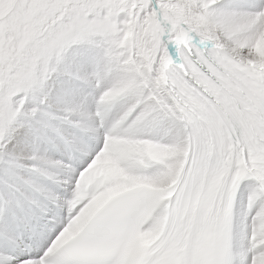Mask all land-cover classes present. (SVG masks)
<instances>
[{
  "label": "bare ground",
  "instance_id": "bare-ground-1",
  "mask_svg": "<svg viewBox=\"0 0 264 264\" xmlns=\"http://www.w3.org/2000/svg\"><path fill=\"white\" fill-rule=\"evenodd\" d=\"M252 2L222 0L213 18L201 14L193 7V3L188 2L179 10L159 6L156 10L157 16L149 11L150 17L155 16L159 21L151 18L155 33L151 41L142 43V48L148 45H152V48L146 54L143 49L141 55L134 56L126 65L125 78L117 84L120 89L115 88L118 76L121 75L117 60H114L109 54L110 51L104 47L94 54L95 61L93 59L78 63L75 55H67L65 64L60 69H71L73 74H63L59 82H50L46 108L33 105V113H30L28 120L0 151V264H38L36 250L44 252L54 248L78 229L90 212L110 195L129 188L132 184L146 183L136 180L119 189L114 188L125 171L132 170L134 166L132 156L125 151V146L133 147L132 144L136 141L150 140L149 133L155 125L157 126L153 128L151 137L156 142H165L167 152L162 161L152 158L148 160V154H141L140 172L147 175L157 172L156 175H159L163 170L170 172L173 165L176 168L182 162L171 182L155 186L167 187L176 179L189 150V135L183 115L167 92L166 71L170 68L172 60L164 32L168 28L173 29L172 38L179 43H185L184 36L187 32L195 33L199 39L212 41L243 61L264 68V44L261 47L255 45L258 41L264 43V31L258 35L246 32L237 39L224 36L222 32L225 20L240 30L251 27L249 24L255 15L252 9L256 8L255 2ZM216 19L219 21L214 22ZM253 41V46L247 48L248 43ZM76 72L78 74L75 75ZM69 80L75 81L74 92L68 90ZM129 111H134L130 118ZM110 134L121 136V144L115 145V151L108 145L107 138ZM175 134L177 138L173 141L172 135L174 138ZM155 145L161 147L163 144ZM158 147H151L150 152L160 155L162 148ZM130 151L135 152L134 149ZM71 152H74L72 157ZM122 152H126V160L129 162L125 169L119 167L127 163L125 158H117V154ZM174 154L176 159H173ZM74 161L81 164L80 170L73 167ZM117 161L120 163H116ZM96 172L107 173L106 187L96 194L94 199L81 206L82 213L67 231L60 233L63 218L57 215L56 209L69 210L72 205H76L77 201L72 199V195L80 192L86 176L92 177ZM46 175L53 177L56 182ZM161 176L164 178L161 183L169 179L166 174ZM22 180L31 184L24 183L22 186ZM109 185L112 192L100 199L104 191L109 189ZM236 209L234 244L237 264H245V261H248L241 254L242 235L249 230L255 239L259 234L256 245L261 247L264 244V194L250 177L241 185ZM43 213L57 225V232L52 231L50 226L41 220ZM257 216H260V219H256ZM29 217L36 219L44 234L43 240L35 237L34 243H29L27 238L23 241L18 239L15 225L25 224L23 233L30 230ZM165 218L164 207L157 211L145 227L144 238L148 242L159 234ZM255 224L260 225L261 230L253 235ZM241 225L246 228L240 230ZM251 236H246L245 241H253ZM250 257L251 264H260V259L264 256L263 253H255L254 263Z\"/></svg>",
  "mask_w": 264,
  "mask_h": 264
},
{
  "label": "rangeland",
  "instance_id": "rangeland-1",
  "mask_svg": "<svg viewBox=\"0 0 264 264\" xmlns=\"http://www.w3.org/2000/svg\"><path fill=\"white\" fill-rule=\"evenodd\" d=\"M221 1L0 0V151L6 147L7 143L13 139L14 133L28 120L30 113H33V105L46 108L48 105L46 102L49 100L50 82H59L63 74L66 76L73 74L71 69L63 71L60 69L65 64L64 61L68 54L75 55L77 62L82 63L92 61L94 54L102 47L108 52L110 51L111 57L117 60V67L121 74L115 84V88L120 89L117 84L125 78L126 65L132 61L134 56L141 55L143 49L146 54L152 48V45L142 48V43L146 44L151 41L150 39L155 33V25L151 20L153 17H150L149 11L154 12L157 16L156 10L159 6L170 10H179L182 9L185 2H188L193 3V7L197 8L201 14L213 18ZM250 1L252 2V0ZM253 2H255L254 8H256L252 9L255 15L249 24L251 27H244V30H240L225 20L223 22L225 27H222L224 36L237 39L246 32L258 35L264 31V0H253ZM153 19L156 22L159 21L155 16ZM218 21L219 19H216L214 22ZM253 44L254 41L249 42L246 47L251 48ZM263 44L261 41L255 43L256 47H261ZM88 52H90L89 55ZM123 74L124 76H122ZM67 84L69 92H74L75 81L69 80ZM106 106L107 103L103 105L104 108ZM147 110L150 112V107ZM128 113L130 118L134 111ZM102 122L105 124L103 119ZM96 126H98V122H96ZM153 128L149 133L150 140L136 141L135 144H132L133 147L125 146V151L132 156L134 166L132 170L125 171V174L119 179L120 182L118 180L114 185L115 189L132 184L136 180L152 185H164L173 180L182 162L176 168L173 165L170 172L163 170L159 175H156L157 172L153 175L140 172L141 154H148V160L152 158V160L162 161L167 152L165 142H156L151 137ZM120 138V134H110L107 138L108 145L113 147V151H115L116 144H121L119 143ZM176 138V134L174 138L172 135L173 141ZM154 143L165 145L158 147ZM151 147L162 148L160 155L152 154ZM130 149H134L135 152H131ZM117 155V158L123 157L125 160L127 158L126 152ZM176 157L174 154L173 159ZM126 162L124 166L119 167L125 169L129 164L127 160ZM162 174H166L169 179L163 183L152 181L154 179L156 182H161V179H164ZM46 176L55 181L53 177ZM24 183L31 184L22 180L21 185L23 186ZM39 189L41 190V187ZM109 192L112 190L105 192L100 199ZM256 219H260V216H257ZM244 228L246 226L241 225L239 229L243 230ZM260 230L261 226L255 224L253 235H256ZM12 233L14 235V231ZM246 236H251L249 230L241 237V254L248 261H245V264H251L249 255H252L250 259L253 263L255 253L260 252L264 256L262 249L264 244L261 247L256 245L259 234L255 239L251 236L253 241L247 242L245 241ZM24 258L26 259V257ZM260 264H264V257L260 259Z\"/></svg>",
  "mask_w": 264,
  "mask_h": 264
},
{
  "label": "trees",
  "instance_id": "trees-1",
  "mask_svg": "<svg viewBox=\"0 0 264 264\" xmlns=\"http://www.w3.org/2000/svg\"><path fill=\"white\" fill-rule=\"evenodd\" d=\"M152 181H153L154 183H161V182H156L154 179H152Z\"/></svg>",
  "mask_w": 264,
  "mask_h": 264
},
{
  "label": "crops",
  "instance_id": "crops-1",
  "mask_svg": "<svg viewBox=\"0 0 264 264\" xmlns=\"http://www.w3.org/2000/svg\"><path fill=\"white\" fill-rule=\"evenodd\" d=\"M18 10V9H17ZM17 10H15L16 12H17ZM10 16H12V15H10Z\"/></svg>",
  "mask_w": 264,
  "mask_h": 264
}]
</instances>
